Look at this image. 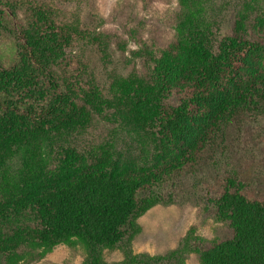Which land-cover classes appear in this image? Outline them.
I'll return each instance as SVG.
<instances>
[{"label":"trees","instance_id":"1","mask_svg":"<svg viewBox=\"0 0 264 264\" xmlns=\"http://www.w3.org/2000/svg\"><path fill=\"white\" fill-rule=\"evenodd\" d=\"M194 22L166 49L152 52L149 81L125 89L140 130L163 148V162L126 174L87 168L59 183L6 198L10 202L0 199V223L7 226L17 219L18 233L6 239L0 231V264H16L30 245L58 244L74 236L95 251L89 264H101L98 248L121 243L146 206L158 201L156 190L167 179L206 161L215 173L206 199L226 224V233L204 247L200 243L201 260L264 264V179L237 151V134L248 125L244 120L264 116V20L257 18L259 28H254L263 37L249 36L248 28L237 22L234 32L222 31L216 22ZM36 26L16 5L0 0V37L14 41L19 57L9 67L0 63V151L32 142L42 124L75 99L57 75L63 48L55 39H43ZM90 88L84 104L105 108L100 88L94 83ZM27 226V232H19Z\"/></svg>","mask_w":264,"mask_h":264},{"label":"rangeland","instance_id":"2","mask_svg":"<svg viewBox=\"0 0 264 264\" xmlns=\"http://www.w3.org/2000/svg\"><path fill=\"white\" fill-rule=\"evenodd\" d=\"M4 1L20 8L28 23L38 25L36 32L43 39H55L63 48L57 75L75 92V99L46 120L32 142L0 151L7 152L0 156L2 204L24 190L59 183L87 168L126 174L157 167L164 150L153 135L140 130L125 93L128 85L150 80L152 52L174 43L193 21L216 22L222 31L231 32L237 22L248 28L249 36L263 32L254 28H259L257 18L264 20V0ZM1 62L7 67L19 62L10 37H0ZM93 83L105 98V108L83 102ZM244 121L248 125L237 134V151L264 179V116L251 115ZM206 163L167 179L156 190L158 201L146 206L123 241L98 248L101 264H204L200 243L204 247L226 233V224L206 199L215 179ZM16 220L7 226L0 223L6 239L16 238ZM23 230L28 226L19 232ZM94 257L87 241L74 236L58 244L30 245L16 264H89Z\"/></svg>","mask_w":264,"mask_h":264}]
</instances>
